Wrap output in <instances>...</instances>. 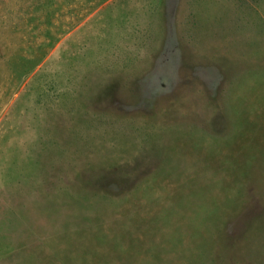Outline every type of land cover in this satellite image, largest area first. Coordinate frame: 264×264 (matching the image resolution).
<instances>
[{"label":"rangeland","instance_id":"1","mask_svg":"<svg viewBox=\"0 0 264 264\" xmlns=\"http://www.w3.org/2000/svg\"><path fill=\"white\" fill-rule=\"evenodd\" d=\"M0 264H264V0H0Z\"/></svg>","mask_w":264,"mask_h":264}]
</instances>
